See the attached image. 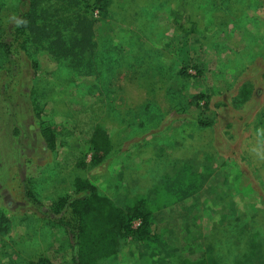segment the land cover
I'll return each mask as SVG.
<instances>
[{"label":"rangeland","instance_id":"374dc122","mask_svg":"<svg viewBox=\"0 0 264 264\" xmlns=\"http://www.w3.org/2000/svg\"><path fill=\"white\" fill-rule=\"evenodd\" d=\"M0 4L10 22L37 9L63 35L89 38L72 58L33 41L31 60L0 52V212L10 220L0 264H73V238L39 219L25 191L54 201L75 177L125 211L139 198L159 206L146 238H124L100 264H264V0ZM96 124L112 148L91 166Z\"/></svg>","mask_w":264,"mask_h":264},{"label":"trees","instance_id":"16d2710c","mask_svg":"<svg viewBox=\"0 0 264 264\" xmlns=\"http://www.w3.org/2000/svg\"><path fill=\"white\" fill-rule=\"evenodd\" d=\"M7 9L9 8L0 4V52L6 61L13 62L12 56L18 55H24L31 60L27 54V45L32 41L39 47H47L51 53L53 50L50 48L60 47L58 53L60 52L62 57L71 58L75 57L76 52L80 54L84 51L89 44L86 30L81 29L77 30L76 34L69 32L63 35L58 24L44 16L43 11L21 9L10 22V19H7L10 10ZM248 94V87L242 86L240 93L242 98H247ZM211 123V120L203 122L204 125ZM41 135L47 148L53 149L54 138L49 130L42 129ZM89 146L88 165L97 166L103 162L112 148L109 134L102 125H95L89 138ZM76 166L85 168L87 163L79 159ZM25 198L39 219L64 228L73 238L77 248L73 264H100L117 253L124 238L128 236L146 238L152 215L159 207L152 203L155 208L151 207L148 200L139 198L125 211L115 205L110 198L99 194L96 187L82 177H75L71 192L54 201L38 200L29 188L25 191ZM133 220H138L137 227H133ZM9 226L10 220L4 212H0V235L7 231ZM26 264L49 263L42 260L28 261ZM174 264L215 263L206 259L189 260L177 257Z\"/></svg>","mask_w":264,"mask_h":264}]
</instances>
